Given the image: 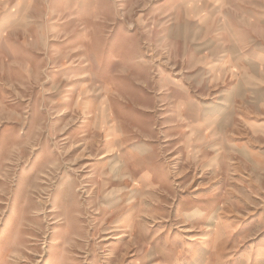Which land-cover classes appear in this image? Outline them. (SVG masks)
<instances>
[{
  "label": "rangeland",
  "instance_id": "rangeland-1",
  "mask_svg": "<svg viewBox=\"0 0 264 264\" xmlns=\"http://www.w3.org/2000/svg\"><path fill=\"white\" fill-rule=\"evenodd\" d=\"M186 2L0 0V264H264L260 92Z\"/></svg>",
  "mask_w": 264,
  "mask_h": 264
},
{
  "label": "crops",
  "instance_id": "crops-1",
  "mask_svg": "<svg viewBox=\"0 0 264 264\" xmlns=\"http://www.w3.org/2000/svg\"><path fill=\"white\" fill-rule=\"evenodd\" d=\"M185 9L197 12L206 9L210 18L221 16L226 36L217 41L229 44L234 54L235 47L241 46L238 56L242 62L236 66L246 67V70L239 71L254 86L252 89L260 92L256 99L257 107L264 110V0H191V3H185ZM229 11L237 18L231 20Z\"/></svg>",
  "mask_w": 264,
  "mask_h": 264
}]
</instances>
